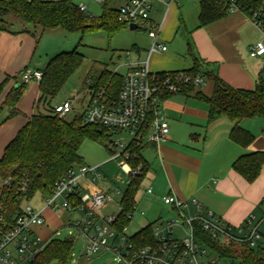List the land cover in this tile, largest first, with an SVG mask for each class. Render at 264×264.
I'll return each instance as SVG.
<instances>
[{
	"label": "built area",
	"instance_id": "1",
	"mask_svg": "<svg viewBox=\"0 0 264 264\" xmlns=\"http://www.w3.org/2000/svg\"><path fill=\"white\" fill-rule=\"evenodd\" d=\"M152 1L169 5L173 0L168 4L164 0H127L117 8L118 23L126 26L135 24L137 28L142 23L149 25V55L166 50V46L159 42L162 23L149 19ZM214 1L222 5L225 14L244 15L264 36V0ZM79 9L86 13L84 7ZM248 56L264 59V38L249 47ZM41 78L39 70L25 68L20 74V82L24 84L39 83ZM86 84L89 96L79 114L81 123L107 129L111 133L109 139L122 135L129 137L126 145L121 142L122 138L105 145L108 155L105 163L119 159V168L127 176L128 185L140 171V166L131 167L129 150L149 144L159 145L167 139L168 125L161 107L162 98L182 93L186 88L200 89L206 80L200 73L191 70L153 73L145 61L129 66L122 75L118 90L108 86L93 89L89 80ZM75 101L76 97H73L51 107L49 112L66 117L75 112ZM98 168L84 165L67 170L52 185L49 194H37L41 199L38 208L23 206L36 195L22 200L18 212L12 215L0 201V264H31L44 246L53 240L51 238L53 234L57 235L56 232L49 231L44 238L38 235L40 229H48L45 211L53 213L61 210L70 215L76 214L77 217L67 220L65 227L75 231L85 241L86 252L79 256L88 259L94 253L106 250L115 255L108 264H237L215 252L206 244L205 238L220 246L238 244L249 248H259L264 241V216L257 218L249 215L239 226H231L210 212L187 216L184 211L188 203L172 195L163 196L161 201L176 212V217L153 223L150 240H131L126 235V228L121 231L116 229L117 215L103 216L101 213L110 202V197L101 191L87 190L100 177ZM7 181H0V189ZM151 192L149 187L146 193ZM190 203L197 211L200 210L197 201L191 200ZM67 239L74 244V238ZM72 256L73 252L70 261Z\"/></svg>",
	"mask_w": 264,
	"mask_h": 264
},
{
	"label": "trees",
	"instance_id": "2",
	"mask_svg": "<svg viewBox=\"0 0 264 264\" xmlns=\"http://www.w3.org/2000/svg\"><path fill=\"white\" fill-rule=\"evenodd\" d=\"M198 5L199 28L225 15L222 5L214 0H199ZM11 19L18 20L26 26L39 28L41 33L55 30L77 32L81 35L104 32L108 41L128 28L117 22V9L110 6V0L104 1L101 14L96 18L80 11L72 0H0V33H17L10 29ZM20 31L24 32L26 29L23 28ZM187 45L188 55L192 59L191 71L200 73L206 82L211 83L212 92L209 97H206L200 92L194 93L193 89L186 88L182 94L194 93L195 97L207 105V123L226 117L233 124L229 132L230 141L247 148L253 142V136L243 130L239 123L246 119H264V80L259 76L252 90L233 88L221 80L216 71L208 68L210 64H205L193 57L190 44ZM77 47L70 52L56 54L41 70L42 78L38 83L40 96L36 104L38 107H47L48 111L30 117L2 151L0 181H8L0 189V201L4 203L11 215L18 212L22 200L30 199L37 194H49L52 185L67 170L84 166L78 155L84 141L90 140L102 144L111 135L105 128L83 125L81 115H74L67 120L66 117L49 112L52 99L83 62V55L77 52ZM9 79L8 76L5 77L0 84V92ZM12 79L14 85L0 105V112L3 109L8 111L6 117L0 119V126L19 115L17 105L26 84L17 81L16 76ZM89 81L93 89L108 86L118 90L122 84V76L103 70ZM141 149L133 147L129 150L128 161L131 167L140 166V171L139 175L127 185L120 200L119 213L116 216L118 231L127 228L134 214L135 197L147 172L148 166L141 157ZM262 166H264V152H253L233 162L232 170L247 183H252L259 175ZM24 190L25 193H23ZM138 239H151V225L145 226L131 237V240ZM204 241L220 256L237 264H264V250L260 247L256 250L238 244L220 246L206 238ZM73 245L70 239H53L44 246L31 264H70Z\"/></svg>",
	"mask_w": 264,
	"mask_h": 264
},
{
	"label": "crops",
	"instance_id": "3",
	"mask_svg": "<svg viewBox=\"0 0 264 264\" xmlns=\"http://www.w3.org/2000/svg\"><path fill=\"white\" fill-rule=\"evenodd\" d=\"M126 1L124 0V3ZM164 1L167 4L170 2V0ZM160 4L164 9L163 15L159 17V21L150 20L154 23H162L159 42L166 46V50L149 55V49H145V55L143 54L142 58L127 65L124 73L129 66L145 61H147L149 71L153 73L191 70L192 59L188 55L187 45L189 43H186L188 59H185L176 56L172 50L168 49L165 41L170 37L173 39L168 30L172 23V15L178 11L177 2L173 0L169 5ZM249 24L250 22L244 15L232 13L225 14L217 21L201 28L198 26L191 30L184 28L188 41L192 43L190 48L193 57L205 64H210L208 68L216 71L221 80L236 89L252 90L259 76L264 80V74H262L264 70L260 71L259 66L254 63H245L236 51L238 32ZM163 27H165L164 40L161 37ZM16 32L15 34L0 33V84L5 77L10 78L0 92V105L14 85L12 78L17 72L19 74L20 70L25 69L29 63L33 36L28 29L24 32L20 30ZM145 46L138 43L132 45L131 48L136 56H140V51H142L140 47ZM155 53L158 54L154 55ZM257 60L264 61V59ZM150 63H153L152 69ZM32 70L41 71L38 68H32ZM33 83L36 85V96L31 99V106L26 109L19 107L18 103L19 115L0 126V157L4 147L13 139L18 130L27 123L30 117L37 114L35 107L38 108L36 102L40 95L38 83ZM193 92H200L209 97L212 85L206 82L203 87ZM194 93L188 95L179 93L162 98L161 107L168 125L167 139L159 145L149 144L141 149V157L148 166L146 175H149V182L151 181V184L144 189L140 205L143 208L140 215L145 216L148 221L145 226L152 225L157 220L167 221L176 217V212L165 205L167 213H175V217L165 219L162 217L163 212L159 204L162 203L161 198L166 195L186 201L188 207L184 214L187 216L210 212L231 226L241 225L249 215H255L257 218L264 216V166L252 183H247L232 170L233 162L239 157L253 152H264V119H246L239 123L243 130L253 136V142L247 148L240 147L229 139L233 124L226 117H220L210 124L207 123V105L195 97ZM4 110L6 117L8 111ZM149 187L151 194L146 193ZM87 190L99 191L94 183ZM191 200L197 201L200 205L199 211L190 203ZM45 213L51 215L48 211ZM102 215L106 216L103 213ZM46 225L48 226L47 223ZM42 230L46 229L39 231ZM49 231L47 229L46 234Z\"/></svg>",
	"mask_w": 264,
	"mask_h": 264
},
{
	"label": "rangeland",
	"instance_id": "4",
	"mask_svg": "<svg viewBox=\"0 0 264 264\" xmlns=\"http://www.w3.org/2000/svg\"><path fill=\"white\" fill-rule=\"evenodd\" d=\"M46 1H58V0H46ZM78 7L83 6L86 13L96 18L101 14V8L105 0H72ZM178 11L172 15V23H170V29L168 30L169 35H172L167 42L168 49L172 50L176 56L180 58L188 59L186 54V43L192 46L191 41H188V35L184 31L191 30L197 25V12L199 9V0H176ZM124 4V0H110V6L113 8H119ZM152 10L149 13V19L159 21V17L163 15V6L157 2L152 1ZM12 27L11 30L28 29L32 37V47L29 55V63L26 69L38 68L44 69L46 63L50 58L61 52H70L77 47V52L83 55V62L81 66L75 70V72L67 79L60 92L50 102V107L61 104L73 97H76V101L73 104L75 112L66 116L69 120L74 115H79L85 106L88 98L87 84L86 82L93 77L98 76L103 70L108 72H116L118 75L124 74V69L127 65L137 59L142 58L145 55V49L148 50L151 47V39L148 38L147 32L150 27L147 23L139 24L138 30L129 31L128 28L120 31L112 37L110 41L107 40L104 32L87 33L81 35L77 32H66L63 30L47 31L41 33L39 28H33L32 26H26L20 21L11 19ZM165 35V27L162 30V39ZM168 35V36H169ZM264 36L257 31L253 25L244 26L238 32V38L236 40V51L241 55L245 63H254L259 66V70H264V61L251 59L248 56V47L254 45L260 41ZM164 40V39H163ZM146 45L144 48L140 47V56H136V53L132 51V45L136 44ZM158 53H155L156 55ZM150 68H153V63H150ZM23 70V69H22ZM21 71V70H20ZM19 71V72H20ZM264 74V71H262ZM20 81V75L18 72L15 74ZM36 96V85L33 82H29L25 85L24 92L22 93L19 101V107L29 108L31 106V99ZM80 101V102H79ZM5 110L0 112V119L5 117ZM47 107L39 106L35 107L36 113H45ZM118 138H122L121 142L126 145L129 142V137L122 135L121 137L113 136L102 144H97L90 140H86L81 145L78 155L80 156L82 163L88 167L98 166V173L101 175L98 180L94 182V186L101 192L108 193L110 202L102 210L104 215L119 213V203L127 189V176L121 172L119 168L120 160L110 161L105 164L108 159L105 145L108 142H115ZM149 174V173H148ZM150 177H146L142 180L140 189L135 197V212L131 216V220L126 228V235L132 236L143 228L148 222L145 216H141L140 212H143L142 195L144 189L151 183L149 182ZM115 189L118 190L115 193ZM41 204L39 196H35L29 202L23 204V206H31L38 208ZM162 213V217L170 218L175 217L174 214L167 213V207L159 204ZM49 212V211H48ZM47 218H46V217ZM77 217L76 214L63 212L57 210L51 215L48 213L44 214L45 222L48 224V230L52 231L53 234L51 239L63 240L68 237L74 238L73 245V256L70 264H107L106 261L115 255L106 250H100L97 253L92 254L88 259L80 257V254H85L84 249L85 241L81 236L77 235L75 231L67 229V220L69 218ZM47 230L38 231V235L41 238L46 237ZM261 250H264V241L260 245ZM256 249V248H255ZM257 250V249H256Z\"/></svg>",
	"mask_w": 264,
	"mask_h": 264
},
{
	"label": "water",
	"instance_id": "5",
	"mask_svg": "<svg viewBox=\"0 0 264 264\" xmlns=\"http://www.w3.org/2000/svg\"><path fill=\"white\" fill-rule=\"evenodd\" d=\"M137 29V26L135 24H131L128 26V30L129 31H134ZM22 71L19 72V74H21ZM110 262V260H107L106 263L108 264Z\"/></svg>",
	"mask_w": 264,
	"mask_h": 264
}]
</instances>
